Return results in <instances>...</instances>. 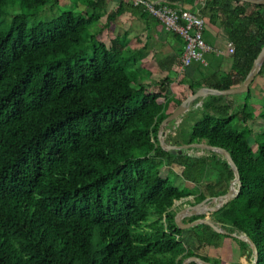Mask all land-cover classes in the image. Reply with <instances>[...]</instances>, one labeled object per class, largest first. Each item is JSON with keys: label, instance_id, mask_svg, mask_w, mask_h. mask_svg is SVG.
Listing matches in <instances>:
<instances>
[{"label": "trees", "instance_id": "1", "mask_svg": "<svg viewBox=\"0 0 264 264\" xmlns=\"http://www.w3.org/2000/svg\"><path fill=\"white\" fill-rule=\"evenodd\" d=\"M10 1L0 0V264H183L191 256L224 264L215 253L226 237L241 246L237 263L252 264L246 242L209 225L182 229L175 222L183 209L177 201L193 196L188 204L194 205L225 194L234 172L216 152L194 157L162 148L158 134L169 116L172 79H147L134 66L132 51L126 52L127 32L112 30L128 11L147 24L162 22L146 0H121L109 11V0H74L61 15L30 30L28 12H44L59 0H17L23 12L4 29L1 18ZM78 3L85 8L78 10ZM177 4L198 9L206 18L204 29L219 24L235 46L230 71L206 85H242L264 47V4L164 0L155 7ZM94 26L93 50L87 52L83 44ZM206 61L203 75L210 57ZM258 75H264V64ZM187 84L192 94L202 86ZM243 95L239 109L226 95L206 96L191 136L181 139L187 117L166 141L207 143L231 153L241 174L239 195L183 221L209 216L228 232L249 235L258 246V264H264V123L258 129L249 125L257 117L264 122V106H252L251 90ZM186 98L177 99L173 109ZM255 132L256 150L250 140ZM177 162L180 177L200 186L196 192L170 180L171 173L178 176Z\"/></svg>", "mask_w": 264, "mask_h": 264}, {"label": "crops", "instance_id": "2", "mask_svg": "<svg viewBox=\"0 0 264 264\" xmlns=\"http://www.w3.org/2000/svg\"><path fill=\"white\" fill-rule=\"evenodd\" d=\"M112 1L116 7L121 0ZM136 1L137 0H128V2ZM155 1L158 2L164 0ZM110 3L111 2H108V4ZM204 3L205 2L200 3L199 8L203 7ZM174 7L183 9L182 6L180 7L178 4ZM184 9L189 10L186 7ZM199 12L200 11L197 9L196 13ZM119 18L116 21L117 26L116 30L114 29V31L115 33H119L118 27L120 24H123V30H121V33L122 31L127 32L125 48L126 52H129L130 49L132 51V57L137 55L142 66H148L150 75L147 79L150 81L153 80L154 82L159 81L160 79H172V82L170 83V90L173 98L172 100L170 99L167 107V113L169 115L175 111L173 109V104H175L177 99L192 95L190 92V87L187 83H201V87H210L206 85L207 82L213 81L215 76L228 72L232 68L233 60L231 58V53L228 46L230 43H232V41L228 39L227 34L221 28V26H219V24L214 25L209 23L207 24L206 29H204V41L209 47V49L205 52V58L202 61L204 66L200 65L198 61H195L190 66L183 67V52L180 51L183 50V46L182 42L180 41L181 36L179 34L169 31L162 22L156 21V19H151L147 24V21L132 15V13L129 11L122 14ZM119 20L120 22H118ZM206 55L207 57H210L211 63L209 64L210 69L208 70L206 68L208 71L205 72L206 75H203L204 70L202 69L204 68L202 67H207L208 64L206 61ZM152 87L154 90H159L158 84L153 85ZM250 90L252 106L255 109L264 106V75H257L255 77L250 86ZM226 96H228L226 101L233 103L235 109L241 108V106L244 104L245 99L243 93L226 94ZM205 98L206 97L201 98L197 103H195L196 99L190 102L186 115L181 120L180 118L178 119V128L185 118L202 115L201 107ZM256 121L259 123L258 125L255 123ZM263 123V120L257 117L256 119L250 121L249 125L252 128L258 129V127ZM164 129L169 131L166 128ZM224 239L227 240V238ZM245 262V260H242L239 262V264H249Z\"/></svg>", "mask_w": 264, "mask_h": 264}, {"label": "water", "instance_id": "3", "mask_svg": "<svg viewBox=\"0 0 264 264\" xmlns=\"http://www.w3.org/2000/svg\"><path fill=\"white\" fill-rule=\"evenodd\" d=\"M147 1H149L150 3L154 5L157 4V1L155 0H147ZM243 1L252 2L256 4H264V0H243ZM263 64H264V47L262 48L259 55L255 59L252 65V68L249 71L242 85L237 86V87H232L226 90H220V89L211 88V87H201L196 93L187 97L180 104V106L162 122L160 126V130H159V134H158V138H159L162 148L166 151L171 152L172 154H183L185 152L186 155L200 157V155L184 151L185 149L192 150L195 147H197V148L209 149L213 152H216L222 155L227 160V162L229 163V165L231 166L234 172V177L230 181V186H229L228 191L225 194L211 197V198L208 197L200 203L189 205L181 209L175 217V222L178 225V227L182 229L191 228L199 224L209 225L218 233L231 235L233 237H236L246 242L252 250V256H253L252 264H258L259 250H258V246L256 245V243L253 241V239L249 235L228 232L222 227L220 223H218L217 221H215L209 216L201 217V218H198L188 223L183 221L185 217H189L192 215L207 214L209 211L218 210L222 206H224V204L227 203L229 200L239 195L241 187H242L241 174H240L239 168L236 162L234 161L231 153L225 148H222L219 146H213L207 143H190V144H183V145H174L166 141V135L172 134L174 130L178 128V118H180L181 120L186 115L189 109V104L192 100H195L199 97L204 98L210 94L226 95V94H240V93L248 92L250 90V86L252 82L254 81L255 77L259 74ZM164 128L168 129L169 131H166ZM212 201L215 203L214 206L210 205ZM192 261L197 262L199 264H214L210 261H206L202 259L199 256L188 257L187 259L184 260L183 264H190V262Z\"/></svg>", "mask_w": 264, "mask_h": 264}, {"label": "rangeland", "instance_id": "4", "mask_svg": "<svg viewBox=\"0 0 264 264\" xmlns=\"http://www.w3.org/2000/svg\"><path fill=\"white\" fill-rule=\"evenodd\" d=\"M109 2H111V3L108 4V6H107L108 11L115 8L114 2L112 0L109 1ZM73 3H74V0H59L58 4L56 6L47 7L44 12H41V13H38V14H35V15L32 14L31 12H28V29L30 30L36 23H38L40 21L50 20V19H52L54 17H57V16L61 15V13L63 11V8H65L67 6H71ZM81 5L82 4L78 3V10H81L82 8H85V7L81 6ZM22 12H23V8L21 7V5L19 4V2L17 0L10 1L9 5L5 9L4 15L1 18V25L4 27V29H7L9 27L11 19H12V17L15 14H19V13H22ZM118 22H120V20ZM116 26H117V24L114 23L113 26H112V30H114V29L116 30ZM94 28H96V26H94L93 29H91L90 33L86 34L87 40L83 44L84 48L86 49L87 52H91L93 50L92 46L94 45V42L91 39H92V34L95 31ZM118 30L119 31L123 30V24H120V26L118 27ZM102 34H103V37L106 38L107 41H109L108 35H107V30H104ZM117 34L120 35V33H117ZM88 38H89V40H88ZM229 51H230V49H229ZM230 53H231V51H230ZM134 56L137 59V62L134 64V66L136 68L142 69L143 75L149 76L150 72H149L148 66L146 65V66L143 67L142 64H141V61L138 60V56L137 55H134ZM140 79H142V77ZM200 119H202V115H198L197 117L193 116V117L189 118L187 120V122L182 124V126L180 128V131L183 132L182 137H181L182 140H185L186 138H189L191 136V134H192V124L194 122H196L197 120H200ZM255 123L257 125L259 124L257 121ZM256 133L257 132H255V136L253 135L250 138L254 150L257 149ZM184 151L200 155V157L201 156H211L212 155L211 150L205 149V148H197V147H195L192 150L185 149ZM218 155L223 157L220 154H218ZM179 163L180 162H177V163H175L173 165V167H174L173 169L175 170V172H177L178 176H176V174H174V173H171L169 175L170 180L173 181L174 184L178 185L182 189L196 192L200 188V186L197 183H193V182L187 181V180L183 179L182 177H180L182 167H181V165ZM211 170H213V169H211ZM161 173L164 176L168 175L169 174V167L165 166L162 169ZM214 173H215V171H212L208 175L206 174L207 175L206 177L207 178L211 177V176L213 177ZM229 186H230V182H229ZM229 186H228V189H229ZM203 188H204V184H203ZM188 201H192L193 202L194 201V197L190 196V197L184 198L183 200L177 201L176 205L177 206H181L182 208H185V207H187L189 205H192V204H188ZM210 205L214 206L215 203L212 201ZM226 238H227V240H225L223 238L225 241L223 239L220 241L221 242V246L219 248V251L217 253H215V256H216L215 259L220 260L224 264H226V263L227 264H239V263H237V260H239V258L241 256V253H242L241 246H240L239 242L236 241L235 239L230 238V237H226ZM213 260H214V258H213ZM239 262H241V261H239Z\"/></svg>", "mask_w": 264, "mask_h": 264}, {"label": "built area", "instance_id": "5", "mask_svg": "<svg viewBox=\"0 0 264 264\" xmlns=\"http://www.w3.org/2000/svg\"><path fill=\"white\" fill-rule=\"evenodd\" d=\"M138 3V1H136ZM150 11L159 18L168 30L179 33L186 41L185 51L182 55L184 67L190 66L194 61H203L204 54L209 49L203 38L205 19L197 13L174 6L162 5L156 8L146 0ZM234 52L235 46L229 44Z\"/></svg>", "mask_w": 264, "mask_h": 264}]
</instances>
